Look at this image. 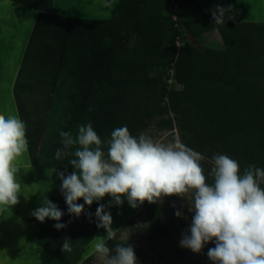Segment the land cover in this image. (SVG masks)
<instances>
[{"label":"trees","instance_id":"trees-1","mask_svg":"<svg viewBox=\"0 0 264 264\" xmlns=\"http://www.w3.org/2000/svg\"><path fill=\"white\" fill-rule=\"evenodd\" d=\"M9 1L53 11L54 0ZM236 1L118 0L109 19L73 18L37 166L57 176L75 171L69 160L79 145L55 158L63 147L61 131L75 139L79 126L91 123L106 152L115 129L126 126L138 137L159 119L161 129L176 127L181 143L206 157V176L216 154L238 161L241 172L249 165L264 169V23L216 25L212 17L217 5ZM207 34H218L222 47H198L194 41L200 44ZM48 199L59 207L62 191ZM77 203L89 226L76 220L70 238L54 227L57 221L29 219L39 229L40 264H91L87 247L97 234L106 235L95 212L100 204L107 212V206ZM142 208L147 225L138 229L140 239L166 238L161 201H145ZM65 240L71 252L62 251ZM117 243L124 242L107 241L110 248ZM134 251L137 263L141 253Z\"/></svg>","mask_w":264,"mask_h":264},{"label":"clouds","instance_id":"clouds-1","mask_svg":"<svg viewBox=\"0 0 264 264\" xmlns=\"http://www.w3.org/2000/svg\"><path fill=\"white\" fill-rule=\"evenodd\" d=\"M114 3L104 0L103 7L111 9ZM231 11L232 6L217 5L212 11L214 24H225ZM60 136L63 147L56 150L57 160L70 155V147L79 145L75 158L69 160L75 171L67 177L63 172L58 174L70 215L78 217L84 211V205L77 203L80 199L91 206L111 196L112 203L122 206L124 197L137 208L145 201L157 203L167 196H179L188 200L189 211L194 212L190 235H184L181 247L199 253L206 243L214 241L215 247L207 253L214 264H264V169L249 165L241 172L238 161L216 154L208 173L210 184L201 163L206 157L179 141L157 142L144 133L134 137L124 126L112 131L105 152L91 123L79 126L75 139L68 131H61ZM27 151L26 123L18 116L0 114V212L19 203L17 161ZM31 214L44 222L46 218L60 221L63 212L43 196L42 206ZM175 214L181 216L179 211ZM95 216L97 227L106 232L94 244L100 264H136L128 235L111 227L112 216L105 205L97 207ZM54 227L65 225L56 223ZM118 235L125 242L110 248L107 241L116 240ZM62 251H72L71 241H64Z\"/></svg>","mask_w":264,"mask_h":264},{"label":"crops","instance_id":"crops-1","mask_svg":"<svg viewBox=\"0 0 264 264\" xmlns=\"http://www.w3.org/2000/svg\"><path fill=\"white\" fill-rule=\"evenodd\" d=\"M103 3L104 0H54L52 12L33 10L27 16L29 29L23 51L13 74L7 78L10 81L7 91L12 101L9 106L13 111H3L0 101V114L18 116L26 123L28 139V151L17 161L20 171L16 179L21 184L19 203L0 212V264H18V256L27 255V250L24 253L22 248H26L27 243L37 245L39 229L29 222L34 217L31 213L42 206L43 196L48 199L60 193L59 176L37 166L39 151L71 22L73 18L109 19L118 0L111 9L104 8ZM229 6L232 11L226 14L225 21L264 23V0H238L223 7ZM228 16L233 18L228 19ZM30 248L34 258L32 264H40L39 248Z\"/></svg>","mask_w":264,"mask_h":264},{"label":"rangeland","instance_id":"rangeland-1","mask_svg":"<svg viewBox=\"0 0 264 264\" xmlns=\"http://www.w3.org/2000/svg\"><path fill=\"white\" fill-rule=\"evenodd\" d=\"M93 4H96V1ZM29 12L33 13L34 11L9 0H0V101L3 111H13V107L9 106L12 101L9 98V91H7V86L10 82L7 78L13 74L15 63L18 62L19 55L23 51L25 35L29 29L27 26V23H29L27 20ZM199 45L204 48H221L222 40L218 34H207L201 39ZM152 74L154 75V73ZM158 124L159 119L154 120L142 133L157 142L170 143L179 141L181 143L180 134L176 127L172 130L161 129ZM122 199L124 201L122 206L112 203L111 196H105L100 202L106 204L107 212L116 211L117 215L110 213L112 217L115 215V218L117 217L116 219L112 218L115 221L113 229L124 230L123 235H128L127 243L140 251L141 258L136 264H214L207 255L208 250L215 247L214 241L206 243L199 253H195L191 249L180 245L184 235H190L189 229L194 216V212L189 211L190 205L186 198L173 195L164 197L161 200L168 236L159 239L155 243H148L140 239L138 229L147 225L142 205L132 208L126 198L122 197ZM109 204H111L110 207ZM177 211L181 213L180 217L176 216L175 213ZM131 219L133 223L127 224ZM76 220H81L85 225L89 226V222H85L81 215L78 217L70 215L67 210L65 213L63 212L61 220L57 221L65 225L64 228L58 229V231L66 238H70L72 235L71 227ZM101 237H103L101 234H97L95 239L98 240ZM94 244H91L92 246L86 249L85 258H90L91 264H100L94 250ZM31 246H37L38 249V245L27 243L26 248H22L24 253L27 250V255L21 254L20 258L18 256V264H32L34 258Z\"/></svg>","mask_w":264,"mask_h":264},{"label":"water","instance_id":"water-1","mask_svg":"<svg viewBox=\"0 0 264 264\" xmlns=\"http://www.w3.org/2000/svg\"><path fill=\"white\" fill-rule=\"evenodd\" d=\"M194 42L197 44L198 47H200L199 44L197 43V41H194ZM67 176L68 175H65V177H67ZM62 201H63V203H62V205L59 206V209L65 213L68 210V205L66 203L65 195L63 192H62Z\"/></svg>","mask_w":264,"mask_h":264},{"label":"bare ground","instance_id":"bare-ground-1","mask_svg":"<svg viewBox=\"0 0 264 264\" xmlns=\"http://www.w3.org/2000/svg\"><path fill=\"white\" fill-rule=\"evenodd\" d=\"M111 210H112V209H111ZM113 210H114V209H113ZM108 211H109V210H108ZM130 211H131V210H130ZM111 212H112V211H111ZM111 212H110V213H111ZM115 212H116V211H115ZM115 212H112V213H113V214H116ZM128 212H129V211H128ZM134 212H135V211H134ZM129 213H130V212H129ZM130 214H131V213H130ZM116 215H117V214H116ZM116 215H115V216H116ZM113 216H114V215H113ZM115 216L112 217V218H113V219H116L117 217L115 218ZM114 222H115V221L113 220V223H114ZM113 223H112L113 226L111 225L112 228H114V224H113ZM97 238H98V237H97ZM95 240H96V241H95ZM95 240H94V241L97 242V239H95ZM98 240H99V239H98ZM95 242H92L91 244L93 245ZM91 244H90L89 246H92ZM87 248H88V247H87ZM91 251H92V249H91Z\"/></svg>","mask_w":264,"mask_h":264},{"label":"built area","instance_id":"built-area-1","mask_svg":"<svg viewBox=\"0 0 264 264\" xmlns=\"http://www.w3.org/2000/svg\"><path fill=\"white\" fill-rule=\"evenodd\" d=\"M177 44H178V43H177ZM172 74H173V72H172ZM169 82H170V83H176L175 80H170Z\"/></svg>","mask_w":264,"mask_h":264}]
</instances>
